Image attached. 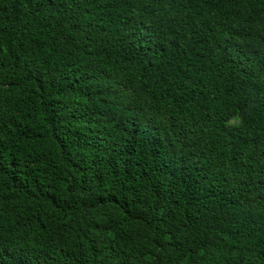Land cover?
Listing matches in <instances>:
<instances>
[{
    "label": "trees",
    "instance_id": "trees-1",
    "mask_svg": "<svg viewBox=\"0 0 264 264\" xmlns=\"http://www.w3.org/2000/svg\"><path fill=\"white\" fill-rule=\"evenodd\" d=\"M0 264H264V0H0Z\"/></svg>",
    "mask_w": 264,
    "mask_h": 264
}]
</instances>
